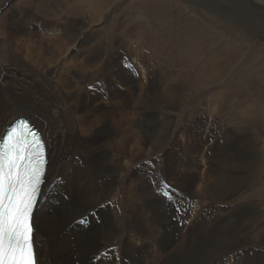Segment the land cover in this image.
Masks as SVG:
<instances>
[{
  "label": "rangeland",
  "instance_id": "374dc122",
  "mask_svg": "<svg viewBox=\"0 0 264 264\" xmlns=\"http://www.w3.org/2000/svg\"><path fill=\"white\" fill-rule=\"evenodd\" d=\"M160 1L172 6L177 4L178 13L175 15V22L157 20L152 16L151 12L155 10L158 0L156 2L155 0H0L1 31L3 34L8 32L6 26L9 20L8 16L12 9H15L35 14L37 24L42 23L40 21L46 18L53 28L58 29L81 26V31L86 28L88 33L100 29L105 33L109 29V35L112 34L111 37H115L116 42L124 43L126 41V44L128 43L132 49L131 61L133 60L134 76L131 81H125L118 77L115 78V81L119 89L127 87L128 96L132 98V105L128 110L131 114L130 131H132L131 135L134 134V136L132 135L134 138L130 139L129 143L131 144L128 148L133 151L131 152L133 154H131V162L134 166L131 167L133 174L129 183L135 182L134 185L142 183L148 186L147 196L149 195L150 198L153 196L152 199L162 197L170 200L174 191L177 194V202L180 201L178 204L187 206L185 210L179 208L178 216H181L182 221L179 219L175 221L177 224L174 229L177 232H174L176 240L174 244H169L166 246L167 248L160 250L159 254L156 251L154 253L151 251L149 256L154 254V257L161 259L171 249L173 250L175 245L179 249L182 245L185 246L186 248L181 250L185 253H188V249H196L202 239L197 229L204 225L208 230L210 229L212 236L216 233H224L236 225V230L235 228L233 230L235 239L233 238L232 243L234 244L232 246L228 244L223 253L220 254L221 250L208 260L212 261H210L211 264L219 262V264H252L254 260L264 257V193H253V189L258 183L262 185H260L261 189L264 186V167H259L256 170L260 174L258 172L254 174L252 169H249L256 163L249 162L250 159L257 160L261 164L264 157V109L260 110L259 108L261 101H264V52H261L264 50V0H256L257 4L251 0ZM261 7L263 8L261 9ZM94 10H98V14L102 13L100 21L95 22L90 19ZM204 11L207 16L202 13ZM202 17L208 18L212 26L211 29L205 25V22H208L206 19L203 22L199 19ZM101 33H97V36L93 35V39L99 42L98 39H102L99 36ZM226 33L232 38H237L240 42L239 46H233V44L227 43L226 39H220L222 34L226 37ZM38 36H35L34 39H37ZM62 38L64 39L65 36L58 35L56 37L58 40ZM46 41L47 43L44 44L50 43L49 50L54 47L55 42ZM184 41L186 45L183 44ZM221 43L229 44V49H231L229 50L231 60L228 66L224 63L222 67L224 69L223 76L209 86L195 85L197 86L195 87L192 84L187 87L185 85L187 82L192 83L190 79L203 80L206 74L211 75L209 67L211 59L206 57L211 51L221 48L223 46ZM87 45V43L81 44V51L85 50ZM151 46H155V48ZM0 48V59L3 64H7L9 46L4 41ZM255 48L257 51H254ZM149 49L151 50L150 54H148ZM252 52L254 55L251 60H248ZM139 53H143L144 56L138 55ZM45 55V57L48 55V59L49 57L53 58L52 54L51 56ZM256 58L260 59V64L255 60ZM74 59L80 58L75 56ZM258 64L256 72L254 71L250 76H242V81L239 79L236 72L242 67L245 69L249 66V69L252 70ZM74 67L66 72L72 75V70L76 69V66ZM171 76L178 77L179 86H183H180L181 89L173 95L172 104L167 106L162 103L158 107L149 104L146 100L151 93L150 89L152 90L154 86L157 88L158 85L164 88L172 79ZM88 78L86 75L83 80L86 79L88 82ZM81 88L87 99L89 98L88 108L93 110L92 113H100L98 112L101 108L99 103L105 107L109 106V98L107 100L104 96L100 98L101 102L92 100L90 97L93 95L90 94L94 92L93 88L84 86ZM139 96L140 99H137ZM136 101H139L137 105ZM97 107L99 110L94 109ZM15 118L16 116L9 119V123ZM99 127L100 125L97 124L94 128L98 129ZM162 140L163 142L159 143ZM140 142L142 147L147 148V151L144 147L138 146ZM148 145L152 147L149 148ZM259 158L262 161L259 162ZM229 176L231 177L228 178ZM247 176L250 177L249 181L243 184L245 185L243 189L238 190L240 198L237 197V191L231 195L215 193L217 188L220 189L223 185L224 178L240 182ZM161 187L167 190H163ZM211 192L213 193L211 194ZM218 194L219 197H222L217 198ZM258 196L260 197L258 198ZM251 204H255V209H250ZM164 205L166 206V202L160 201L159 209L166 213L159 216L168 219L172 214L171 206L167 203L165 210ZM155 214L157 215L149 206L141 208V215L149 223L147 225L150 230L149 242L152 241L156 233L158 234V226L151 223V217ZM248 222L250 223L248 224ZM184 252L180 254L181 258ZM188 255L190 254L188 253ZM217 257L221 259L218 260Z\"/></svg>",
  "mask_w": 264,
  "mask_h": 264
},
{
  "label": "bare ground",
  "instance_id": "6f19581e",
  "mask_svg": "<svg viewBox=\"0 0 264 264\" xmlns=\"http://www.w3.org/2000/svg\"><path fill=\"white\" fill-rule=\"evenodd\" d=\"M251 1L258 3L256 0ZM176 5H167L158 0L155 10L151 12L152 16L157 20L175 22V15L178 13ZM97 11L92 12L90 16L92 21L97 22L102 18V13L98 14ZM202 13L207 14L206 11ZM8 18L6 25L8 32L6 34L2 33L0 24V47L4 41L9 46L8 63L3 64L0 59V137L10 124L9 119L15 116L18 118L21 115L28 118L41 132L48 152L45 182L32 216L33 242L37 264H211V260L208 259L221 250L220 254L223 253L228 244L232 246L235 239L233 230L236 225L224 233H216L213 236L212 232L209 231L210 229L208 230L207 226L204 225L197 229L202 239H200L196 249H188L190 255L181 251L186 248L185 246L182 245L179 249L175 245L173 250H169L170 252L167 255L164 254L165 256L163 255L164 257L161 259L154 257V254L149 256L151 251L158 253L169 244H174V241H176L174 227L177 224L175 221L177 219L181 220V216H178L179 213L176 209L185 210L187 206L178 204L180 201L177 202V194L174 191L170 200L162 197L152 199L153 196H151L152 198L149 195L147 196L148 186L143 185L141 182V185H134L135 182L133 184L129 183L133 174V168L131 167L134 166L131 162V152L133 151L128 148L131 144L129 143L130 139L132 135L134 136L133 133L131 135L132 131H130L132 126L130 125L131 114L128 110L132 105V98L128 96V88L121 89L120 87L119 89L115 81L117 77L123 78L125 81H131L132 76H134L133 60L131 61L132 49L128 43L126 44V41L124 43L116 42L115 37H111L112 34L109 35V29L105 33L101 29L91 33H88L86 28L81 31V26L58 29L53 28L46 18L40 21L42 23L37 24L36 15L28 11L12 9ZM199 19L202 22L206 19L208 22H205V25L208 29H211L212 26L207 17ZM99 32H102L99 35L102 39H98L100 40L98 42L93 39V35ZM58 35H64L65 38L58 40L59 38L56 39ZM35 36H38V38L34 39ZM176 36L178 37V35ZM94 38L96 39V37ZM221 38L226 39V42L233 44V46L240 44L237 38H232L227 33L226 37L222 34ZM46 40L55 42L54 47H51L52 50L51 48L48 49L50 43L44 44L47 43ZM185 41L183 44H185ZM83 43L88 45L85 50L82 49L83 51H81V44ZM227 43L222 44L223 46L218 50L211 51L206 57L211 59L209 66L211 75L206 74L203 80L190 79L192 83L187 82L185 84L187 87L192 86V84L199 87L209 86L223 76L224 69L222 67L224 63L228 66L231 60V54L229 53L231 49H229ZM157 46L159 45L157 44ZM152 48H155V46ZM255 49L254 51H257ZM148 51V54H150L151 50ZM71 52L72 55L74 53L73 56ZM253 52L248 60L252 59ZM261 52H264V50ZM50 53L53 55L52 59L49 57L52 60L51 65L48 55L45 57V54L51 56ZM140 54L143 55V53L138 55ZM75 56L80 59L75 60ZM255 60L259 61L260 64L259 58ZM259 64L253 67L252 70L249 69V66L245 69L242 67L236 72L239 79L242 81V76H250L257 70ZM74 66H76V69L72 70V75L66 72ZM86 75L89 77L88 82H86V79L83 80ZM81 86L93 88L94 92L90 94L93 95L90 97L92 100L101 102L102 99L100 98L104 96L107 100L109 98V106L105 107L102 103H99L101 108L98 112L100 113H92L93 110L88 108L89 98L87 99L86 94L81 90ZM149 86L151 87V85ZM180 86L179 78L174 76L164 88L158 85L157 88H154L155 86L152 88L153 92L150 89L151 93L146 101L155 107L162 103L170 106L173 95L181 89ZM137 99H140V96ZM138 102L136 101V105ZM259 108L260 110L264 109V101H261ZM94 109L99 110V107ZM165 121L167 122V120ZM97 124L100 127L95 129L94 127ZM165 131L167 132V130ZM135 132L137 133L136 130ZM139 140L141 141V139ZM154 141L156 142V140ZM150 142L152 141L150 140ZM162 142L163 140L159 143ZM151 145L150 147H152ZM138 146L142 147L141 142ZM145 149L147 151V148ZM254 150L257 151L256 148ZM152 151L154 150L152 149ZM262 159L263 161L259 160V162L262 161L261 164L257 160L250 159L249 162H256L252 168H249L252 169L254 174L259 167H264V157ZM250 177L247 176L246 179L240 182L239 180L232 181L230 179L231 181H229L227 178H222L224 180L223 185H221V182L220 189L217 188L215 193L231 195V193L237 191L238 195V190L243 189L245 186L243 184L249 181ZM260 185L258 183L254 187L253 193H264V186L261 189ZM237 197L240 198L239 195ZM160 201L166 202V206L167 203L171 206L172 214L171 216L168 215L170 216L168 219L159 216L166 213L160 211ZM144 206L153 208L157 213V215H152L153 222L151 221V223L158 226V234L156 233L154 240L152 239L151 242H149L150 230L147 226L149 223L141 215V208H144ZM250 209H255V204H251ZM182 252H184V255L181 258L180 254ZM261 263L264 264V257L254 260L252 264Z\"/></svg>",
  "mask_w": 264,
  "mask_h": 264
},
{
  "label": "snow or ice",
  "instance_id": "6c2138e0",
  "mask_svg": "<svg viewBox=\"0 0 264 264\" xmlns=\"http://www.w3.org/2000/svg\"><path fill=\"white\" fill-rule=\"evenodd\" d=\"M46 164L45 142L27 121L0 141V264H37L32 213Z\"/></svg>",
  "mask_w": 264,
  "mask_h": 264
}]
</instances>
